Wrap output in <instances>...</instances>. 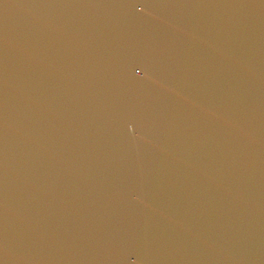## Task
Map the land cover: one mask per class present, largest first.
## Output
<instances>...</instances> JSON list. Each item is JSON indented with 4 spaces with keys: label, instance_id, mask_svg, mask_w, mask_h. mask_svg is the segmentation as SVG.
<instances>
[{
    "label": "water",
    "instance_id": "95a60500",
    "mask_svg": "<svg viewBox=\"0 0 264 264\" xmlns=\"http://www.w3.org/2000/svg\"><path fill=\"white\" fill-rule=\"evenodd\" d=\"M0 264H264V0H0Z\"/></svg>",
    "mask_w": 264,
    "mask_h": 264
}]
</instances>
